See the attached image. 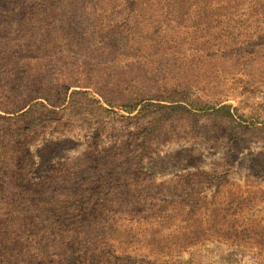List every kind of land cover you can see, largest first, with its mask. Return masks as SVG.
<instances>
[{"label": "rangeland", "instance_id": "374dc122", "mask_svg": "<svg viewBox=\"0 0 264 264\" xmlns=\"http://www.w3.org/2000/svg\"><path fill=\"white\" fill-rule=\"evenodd\" d=\"M0 264H264V0H0Z\"/></svg>", "mask_w": 264, "mask_h": 264}]
</instances>
